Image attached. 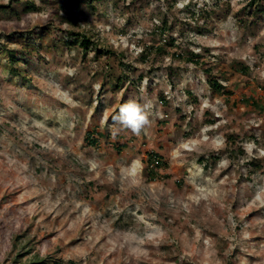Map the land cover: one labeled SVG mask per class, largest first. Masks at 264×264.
Returning a JSON list of instances; mask_svg holds the SVG:
<instances>
[{
    "label": "rangeland",
    "instance_id": "1",
    "mask_svg": "<svg viewBox=\"0 0 264 264\" xmlns=\"http://www.w3.org/2000/svg\"><path fill=\"white\" fill-rule=\"evenodd\" d=\"M26 1L0 9V264H264V115L249 104L264 102V17L249 0ZM87 31L114 57L64 36ZM168 36L230 95L199 66L140 61ZM2 43L30 53L19 69ZM130 100L138 134L119 122ZM96 122L109 143L94 148ZM151 150L168 179L146 180Z\"/></svg>",
    "mask_w": 264,
    "mask_h": 264
},
{
    "label": "trees",
    "instance_id": "2",
    "mask_svg": "<svg viewBox=\"0 0 264 264\" xmlns=\"http://www.w3.org/2000/svg\"><path fill=\"white\" fill-rule=\"evenodd\" d=\"M16 0H9L8 5H1L0 9H12L14 7V2ZM19 1V0H17ZM70 4L72 2H75L76 4H79L78 0H69ZM90 5V8H92V3H100L105 0H84ZM264 0H249L247 7H245V11H248L247 15L256 17H264V4L262 3ZM27 6L25 8V12L27 13L28 10H36L35 3L33 0H27L26 1ZM68 4V5H70ZM163 26L166 27V22L163 21ZM164 28V27H163ZM163 31V29L161 30ZM164 32V31H163ZM63 33V32H62ZM25 41L31 42L33 41V34L30 32L25 33ZM65 38L69 37V45L71 46H78L79 49H81L82 52L86 53L88 51L96 52V54H102L106 57H114L115 53L108 49H99L97 48L98 41L94 37V35H90V33L84 32V34H77L76 32H69V36L65 35ZM164 44L159 45H149V46H143L141 48V55H140V61H146V59L153 53L156 55H165L171 58H177L180 61H182L185 65H192L194 67H201L203 69V72L207 78V83L209 85L210 91L217 95H230V92H228L224 86H222L213 76V68H205V64L201 61V56L192 52L187 47H182L180 42H177V40L174 37L168 36L164 40ZM2 47L7 51L8 54V61L10 64L11 69H19V62H20V54L22 55H30V53L27 51L26 48H21L19 51V54L16 53V50L11 49L8 47L7 43H2ZM9 48V49H8ZM93 49V50H92ZM179 49V50H178ZM121 55L122 59H125L123 54ZM122 62H119V65ZM217 78V77H216ZM121 79H127L126 75L121 76L118 78L117 82L121 81ZM133 82V81H132ZM136 83V82H134ZM253 104V106L256 107V110L258 113H261L264 115V102H258V101H252L249 102V104ZM231 139V135L227 137V140L229 141ZM101 141L108 142V134L106 132H103L100 130L98 123L96 122L94 126H90L87 128L85 132L84 142L90 146V147H98ZM111 146L113 149L117 151V153H121V151L125 150L124 144H118L116 141H113L111 143ZM241 148L237 147L236 151H240ZM168 169L166 160L156 151L151 150L146 152V158L144 160V173L145 178L149 183L159 182L165 179H168L169 175L164 174V172ZM176 186L180 184L178 181L175 182ZM30 264H47L46 260H40L37 262H32Z\"/></svg>",
    "mask_w": 264,
    "mask_h": 264
},
{
    "label": "clouds",
    "instance_id": "3",
    "mask_svg": "<svg viewBox=\"0 0 264 264\" xmlns=\"http://www.w3.org/2000/svg\"><path fill=\"white\" fill-rule=\"evenodd\" d=\"M147 113L142 105L135 100L123 104L119 111V122L127 126L133 133H139L142 126L147 123Z\"/></svg>",
    "mask_w": 264,
    "mask_h": 264
}]
</instances>
